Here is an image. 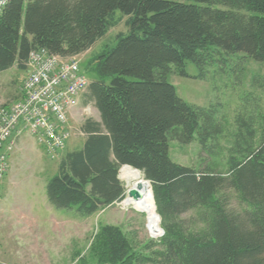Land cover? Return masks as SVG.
<instances>
[{"label":"trees","instance_id":"obj_1","mask_svg":"<svg viewBox=\"0 0 264 264\" xmlns=\"http://www.w3.org/2000/svg\"><path fill=\"white\" fill-rule=\"evenodd\" d=\"M123 15L126 33L80 65L89 79L83 102L100 120L81 122L84 142L62 154L45 194L55 208L92 214L123 199L117 174L130 165L150 181L164 233L135 249L120 227L103 224L79 264H264V111L242 95L218 147L214 111L180 98L166 80L171 65L184 74L187 60L200 77L237 52L264 63V0H9L0 14V71L27 69L33 49L78 57ZM195 133L205 150L213 141L209 154L224 153V172L171 159L169 142L187 144ZM189 211L200 226L180 217Z\"/></svg>","mask_w":264,"mask_h":264},{"label":"rangeland","instance_id":"obj_2","mask_svg":"<svg viewBox=\"0 0 264 264\" xmlns=\"http://www.w3.org/2000/svg\"><path fill=\"white\" fill-rule=\"evenodd\" d=\"M116 14L120 16L121 12L117 10ZM126 17L123 15L117 26L110 28L89 50L77 57L81 66L100 49L116 44V33L127 31L124 23ZM183 69L184 74L171 65L166 80L174 85L180 98L214 111V120L219 121L222 127V131L214 133L213 137L218 147L225 145L229 139L228 135L234 127L233 117L242 95L249 92L248 97L257 100L260 110L264 111L263 62L237 52L228 57L223 69L216 64L206 68L204 77L199 76L198 67L189 60L184 63ZM26 73V69L17 68L16 65L0 71V105L12 104L20 97V85ZM82 74L87 77L85 72L82 71ZM83 100L84 96L79 95L78 104L72 108L69 118L71 137L55 156L47 154L26 131L15 137L14 147L8 155V171L0 180V264H79L80 256L85 254L89 257V245L103 224L120 227L135 249H140L141 244L150 239L158 238L148 228L147 214L122 207L119 202L82 215L75 207L55 208L47 201L45 184L55 174L59 158L65 151L80 148L84 142L78 126L85 118H95L99 114L91 101L84 103ZM206 144L207 150L210 145L214 146L211 140H207ZM207 150L199 142L197 133L187 144L174 140L169 142V154L173 161L199 171L209 167L224 172V153L218 148L212 149L213 154ZM120 181L126 189L125 181L121 178ZM227 192L230 206L237 211L242 210L243 205L236 196L231 191ZM155 213L156 209L154 222ZM194 216V212L189 211L180 217L189 220L192 227L200 226L199 222L191 219ZM158 224L162 228L161 219Z\"/></svg>","mask_w":264,"mask_h":264},{"label":"built area","instance_id":"obj_3","mask_svg":"<svg viewBox=\"0 0 264 264\" xmlns=\"http://www.w3.org/2000/svg\"><path fill=\"white\" fill-rule=\"evenodd\" d=\"M8 1L0 0V14ZM87 85L77 56L62 58L43 48L30 51L21 97L0 106V180L7 173L15 137L23 131L52 157L64 148L71 136L68 113Z\"/></svg>","mask_w":264,"mask_h":264},{"label":"bare ground","instance_id":"obj_4","mask_svg":"<svg viewBox=\"0 0 264 264\" xmlns=\"http://www.w3.org/2000/svg\"><path fill=\"white\" fill-rule=\"evenodd\" d=\"M119 177L126 182H135L136 180H144V176L140 170H133L129 167H123L120 170ZM141 198L137 200H129L125 201L122 205V207L130 208L136 211H141L147 214L148 219V228L150 230V223H154L153 217H154V205L153 200L151 197L150 188L147 183L143 182V187L141 189ZM150 221V223H149ZM151 231V230H150ZM153 235V233H152Z\"/></svg>","mask_w":264,"mask_h":264},{"label":"water","instance_id":"obj_5","mask_svg":"<svg viewBox=\"0 0 264 264\" xmlns=\"http://www.w3.org/2000/svg\"><path fill=\"white\" fill-rule=\"evenodd\" d=\"M123 167H129V168H131L133 170H138V169H136V168H134V167H132L130 165H122L119 168L118 174H117V177H118L119 180H120L119 173H120L121 168H123ZM142 174L144 176V180L143 181L140 180V179L139 180H136L135 182H126L125 181V183H126V189L124 191V197L119 202V204H123L125 201L137 200V199L141 198V195H142L141 189L143 187V182H144V183H147L148 186H149V188H150L151 197H152V200H153V205H154V207L156 209L150 181L145 178V175H144L143 172H142ZM155 219H156V221L154 223H152V224L149 221V223H150V230L153 233V236L154 237H159V236H161L164 233V230L158 224V222H160V216L157 213H155ZM147 222H148V219H147ZM146 227H147V223H146Z\"/></svg>","mask_w":264,"mask_h":264},{"label":"crops","instance_id":"obj_6","mask_svg":"<svg viewBox=\"0 0 264 264\" xmlns=\"http://www.w3.org/2000/svg\"><path fill=\"white\" fill-rule=\"evenodd\" d=\"M78 104V99H77V103L76 105ZM96 109V108H95ZM72 111L73 109L68 113V120L69 118L72 116ZM97 111V110H96ZM98 113V112H97ZM95 120H100V117H99V114H97V116L94 118ZM81 124V123H80ZM80 127V125L78 126V128ZM80 131V130H79ZM80 134L83 136L82 132L80 131Z\"/></svg>","mask_w":264,"mask_h":264}]
</instances>
